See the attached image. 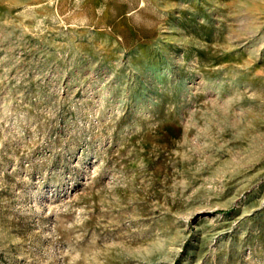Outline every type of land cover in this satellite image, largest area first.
<instances>
[{
    "label": "rangeland",
    "instance_id": "374dc122",
    "mask_svg": "<svg viewBox=\"0 0 264 264\" xmlns=\"http://www.w3.org/2000/svg\"><path fill=\"white\" fill-rule=\"evenodd\" d=\"M0 264H264V0H0Z\"/></svg>",
    "mask_w": 264,
    "mask_h": 264
}]
</instances>
